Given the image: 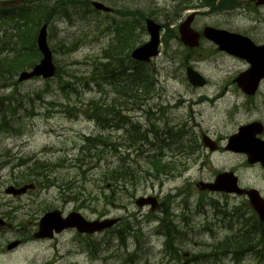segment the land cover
<instances>
[{
  "label": "rangeland",
  "instance_id": "1",
  "mask_svg": "<svg viewBox=\"0 0 264 264\" xmlns=\"http://www.w3.org/2000/svg\"><path fill=\"white\" fill-rule=\"evenodd\" d=\"M28 1L0 0V6L18 7ZM33 1V4L43 5L52 13L48 22V45L53 53L54 64L70 87L68 84L61 86L56 78L49 79L50 81L37 78L0 89V123L3 113L10 115L4 111L6 104L13 106L16 112L10 115L11 119L7 118L11 130L5 131L0 126V218L7 223L5 228L0 227V264H264L253 255L245 256L244 260L233 261V255L223 257L219 254V260H215L214 253L208 251L212 241L207 235L211 236L212 233L206 231H194L184 238L174 237L172 248L180 253L172 257L166 251L164 234L158 231V216L147 214V209H137L126 193L128 184V189L133 190L137 197L150 196L152 191H158L164 198L173 190H180L187 185L197 194L191 180L200 178L201 182H206L210 178L207 172L193 168L194 172L183 177H153L154 173L150 168L147 170L144 159L142 169H131L136 170V177L141 179L135 178L134 183L126 181V186L122 187L116 183H107L106 177L101 180L100 176L102 172L109 176L106 172L125 166L120 159L127 151L115 154L108 147L103 149L104 153L99 158L94 156L87 159L82 157L80 150L85 138L95 137L99 133L110 135V144L117 148V144H122L121 138L129 126H145L148 120L153 121L158 117L160 121L155 122L153 128L162 132L165 128H170L176 136L188 134L191 124L182 121L188 118L190 111L195 114L197 125H201L203 131L226 134V130L219 129L226 125L222 122L221 110L236 102L238 96L231 91L222 95L219 89L225 84V78L243 68L244 64L237 59L218 55L194 60L180 47H170L168 51L164 48L160 56L146 66L149 94H153V97L142 102L138 108L130 102L123 105V101L114 93L115 89L105 85L101 78L93 81L91 73L97 71L100 64L107 62L104 51L116 43L118 33L131 30L134 32L135 45L144 44L147 41L145 20L150 17L152 21L164 24L176 5L174 0H158L154 6L151 5V2L155 3L154 0H69L64 6L55 9L52 6L59 0ZM93 1L103 5L110 4L118 12L135 11L137 17L117 13L98 14L90 5ZM200 22L223 27L238 25L235 18L216 14L201 18ZM9 33L10 30H7L6 35ZM126 55L121 56L116 64L129 69L132 65ZM188 66L209 79L210 85L193 90L185 77V68ZM142 88L143 86L140 91ZM161 95L179 99L181 108L169 115L173 116L174 123L179 122L180 125H168L170 121L164 118L165 110L159 108L165 102ZM2 97L5 101L1 100ZM92 101L99 102L97 115L109 116L118 112L124 116L126 122L123 128L112 127L111 123H108L107 128L97 124L86 112ZM114 103L120 111L114 112L110 108ZM148 110L156 114L149 118ZM197 113L201 115L197 116ZM192 133L195 134V131ZM144 134L150 136V130L144 128ZM144 134L146 142L140 143V147L131 152L145 151L151 156L149 159H152L157 152L166 150L165 153L171 157L166 148L158 150L162 146L161 142H153L151 136L149 139ZM167 145L171 147V143ZM195 153L200 156L199 152ZM175 155L180 158V154ZM33 157L50 165H59L60 168L49 172H54L49 177L46 173L40 177L50 181L45 183L44 188H36L20 197L7 195L5 189L17 186L14 179L22 170L15 166L21 159ZM136 158L139 159V156ZM185 161L184 159V163ZM146 175L157 181H145ZM241 176H244L245 185L254 182V173L246 172ZM25 184L29 185L28 182ZM114 192L122 195L116 199ZM54 209L64 215L77 212L88 221L119 218L120 226L93 235L67 230L49 241L32 240L31 234L37 229L40 217ZM202 229L205 230L206 226L202 225ZM17 240L23 243L7 251L6 247ZM215 251L222 253L219 248ZM185 252L189 253L187 257L184 256Z\"/></svg>",
  "mask_w": 264,
  "mask_h": 264
},
{
  "label": "flooded vegetation",
  "instance_id": "2",
  "mask_svg": "<svg viewBox=\"0 0 264 264\" xmlns=\"http://www.w3.org/2000/svg\"><path fill=\"white\" fill-rule=\"evenodd\" d=\"M154 1L155 3L151 2L152 6L158 3V0ZM173 3L176 5L172 8V14L164 24H160L158 57L164 48H167L166 51H168L170 47L176 46L194 60L208 59L216 55L227 56L237 59L244 66L231 73V76L226 77L225 84L219 89L222 95L231 91L238 96L236 102L228 104V108L221 110L222 122L226 125L219 129L226 130L227 133L217 134L210 130L203 131L201 125L200 127L197 125L195 114L190 111L188 118L182 123L189 122L191 124L187 132L189 134L194 130L195 137L193 135L186 139L180 136L183 139L180 143L184 149L188 151L192 149L195 155H189L191 158L188 156L186 163L181 158L179 159L181 163H177L175 160L178 158L169 157L167 153L159 152V155L156 154L152 158L155 160V165L148 166L147 170L150 168L154 175L161 173L168 177L170 175L183 177L194 172L193 168H196L210 175V178H207L209 184L215 183L217 178L221 177V184L230 181L234 186L236 183L239 189L255 191L264 200V159H261L264 158V0H174ZM105 6L111 8V11H98L97 13H117L112 5L106 3ZM215 14L235 18L238 25L223 27L219 24L200 22L201 18H208ZM126 16H132L131 10L126 11ZM189 17L190 23L185 26ZM181 27H189V46L182 41ZM206 28L238 35L242 43L239 46V56L220 50L219 46L205 35ZM144 30L146 32L145 27ZM148 39L147 35V41ZM248 58L262 60L263 70L251 71L252 66ZM205 83L203 87H193L192 89H204L210 85V80L205 78ZM143 92L149 95L147 88H144ZM163 99L165 102L159 108L165 110L164 118L170 121L168 125L171 127L173 124L180 125L179 122L174 123L173 116L169 115L181 108L179 99L175 100L173 96H163ZM196 115L200 116L201 114L197 113ZM150 122L152 121L148 120V124L153 126L154 123ZM150 136L153 142L158 140L162 144L175 142V138L178 137L166 135L157 128L150 129ZM233 138L248 141L250 144L230 143V139ZM191 144H194L195 147ZM197 151L201 157L195 153ZM130 153L133 154V152ZM136 156H139V159ZM147 158H151L148 156V152H139V150L133 155L126 153L122 157L128 169H142L144 159L145 165L148 164ZM246 172L255 174L254 182L249 185H245L244 176H241ZM191 182L195 187L199 186L198 194H194L189 185L180 190H173L164 198L158 194V191L151 192L150 197H154V199L147 198L146 195L137 197L135 193L133 194V190L128 189V185L127 194L137 209L144 208L147 209V214L158 216V231L162 234H171L178 238L189 237L194 231H204L202 229V225H204L217 236L226 238L228 243L234 239L238 232L253 235L262 231L264 236V221L254 211L246 194L239 195L235 191H211L207 186H200V178L191 180ZM159 185L161 184L159 183ZM138 202L146 205L139 207ZM185 212L191 213L190 222L184 221L182 214ZM251 222H256V226L250 224ZM207 236L212 241L209 248L218 249V240L213 236ZM253 249L255 250L256 247L239 248L236 253L242 255L240 260H244L245 256H252Z\"/></svg>",
  "mask_w": 264,
  "mask_h": 264
},
{
  "label": "trees",
  "instance_id": "3",
  "mask_svg": "<svg viewBox=\"0 0 264 264\" xmlns=\"http://www.w3.org/2000/svg\"><path fill=\"white\" fill-rule=\"evenodd\" d=\"M68 1L69 0H59L55 2L52 9L64 6ZM33 2V0H29L27 4L21 5L15 9L8 7L3 8L0 6V31H2V35L0 36V89L18 85L16 81L17 75L20 72L33 67L40 58V54L35 44L36 32L42 20H47L46 15L49 14V10L43 5H34ZM7 30H10L9 35H6ZM135 41L134 32H129V35L124 34L123 32L118 33L116 43L109 46L104 52L105 54H103L106 57L105 59L107 62L105 64H100L97 71H92L90 78L95 82L98 78H101L105 85L115 89L114 93L118 96V99L123 101V105L130 102L134 107L138 108L142 102L147 101V99H145L147 96L139 93L140 87L148 80L147 69L144 65L132 63L130 59L129 61L132 66L129 69H125L121 64H116L128 49L133 48ZM55 78L59 81L61 86L68 84L64 82V78L62 77L59 68L56 70ZM97 85L98 83H96V86ZM67 86L70 87L69 84ZM1 100L5 101L3 97ZM97 103L99 102L92 101L91 106L86 108V112L93 117L97 124L101 127L107 128L109 127L108 123H111L112 127H116L117 129L123 128L126 120L124 116H121L117 112L120 111V109L116 103L112 104L110 108H112L114 112L116 111L117 114H110L109 116L103 114L97 115L98 108H100ZM4 111H7L10 115L16 113L15 108L10 104H6ZM10 115L3 113V117L1 118L0 126L5 131L11 130L12 128L7 120L8 117L11 119ZM95 116L96 118H94ZM107 117H109V120ZM131 127V129L128 128V130L125 131V135L120 141L122 144H117V148H113V144H110L112 142L111 137L108 134L104 135L99 133L95 137L85 138L80 147V150L82 151L81 153L83 154L82 157L92 159L96 156V158H99L104 153L103 149H108V147H111L109 148V151L112 153H116V151L120 149L135 148L138 144L136 141L141 140V137L136 139V133L138 132H134L133 128H138L137 126ZM167 133L168 132L166 131L165 134L167 135ZM181 141L180 137H176L175 142L171 141V145L180 146L182 143ZM165 147L167 148L169 145H165ZM151 165L152 167L155 165L154 159H152ZM15 167L22 169L20 174L14 179L17 181L16 184H25L27 182L31 184L34 183L37 189L44 188L46 186L45 183L50 182H48L47 179H41V176L43 177L46 173L49 177L54 173L50 174L49 172L60 168L59 165H50L40 159L36 160V157L21 159ZM106 173H109V176L102 172L100 176L101 180L106 177L108 181L107 183L113 185L116 183L122 187L126 186V181H134L138 174L137 171L127 169L125 166H118L111 172L109 171ZM160 174L161 173L156 176H159ZM140 179L141 178H137L136 180ZM65 184L69 185L67 182ZM164 237L166 239V251L171 254L172 257H175V255L180 252L179 250H176V248H172L174 237L171 235H164ZM227 241L228 240L226 239L224 242L218 244V248L224 251L223 257L230 253L233 254L231 250L259 246L255 257L264 263V236L262 231L253 235L244 233L242 236L241 233L238 232L231 242L228 243Z\"/></svg>",
  "mask_w": 264,
  "mask_h": 264
},
{
  "label": "water",
  "instance_id": "4",
  "mask_svg": "<svg viewBox=\"0 0 264 264\" xmlns=\"http://www.w3.org/2000/svg\"><path fill=\"white\" fill-rule=\"evenodd\" d=\"M92 7L98 11H109V9L103 6L100 3L93 2ZM190 17L186 20L185 26L189 25ZM147 32L150 36V41L143 46L135 49L131 53V57L133 60L149 63L152 57L157 55V45H158V32L160 30L159 26L154 24L151 20L146 21ZM189 27L180 28V33L182 35V41L186 45H190V37H189ZM205 35L212 39V41L219 46L220 50L227 51L229 54L234 56H239V46L242 44L240 41V37L238 35L228 34L224 31H218L212 28L205 29ZM36 44L38 51L41 54V60L37 63L29 72L24 71L18 77V82L28 81L34 78H42L44 80H48L54 77L56 72V66L53 63L52 53L47 44V25H43L36 39ZM250 64L252 66L251 71H262V63L263 61L260 59H249ZM186 76L189 83L192 86H203L204 81L200 75L194 72L191 68L186 69ZM256 78V77H254ZM258 79V78H256ZM230 143H242L243 145H249L250 143L245 140H238V138L230 139ZM244 151H247L244 149ZM249 153V152H248ZM264 159V158H261ZM32 185L23 186L21 188L9 187L6 190L7 194H11L13 196H20L31 188ZM208 189L211 191H226V192H234L241 195L246 194L249 199L251 206L254 211L258 213L260 219L264 221V201L258 196L255 191H244L238 189L236 183L234 186L232 183L226 182L225 184H221V177H218L215 183L208 186ZM139 206H142V202L137 203ZM115 220L110 219L107 220L106 224L102 225L99 222H88L84 220L79 213H71L66 218L62 217V214L59 212L51 211L43 215L38 224V232L33 235L35 239L43 240V239H52L54 234H60L66 229H76L79 233L83 234H94L101 232L106 228H110V226L114 223ZM4 223L0 219V226H3ZM112 227V226H111ZM19 242H13L8 245L7 249L12 250Z\"/></svg>",
  "mask_w": 264,
  "mask_h": 264
},
{
  "label": "bare ground",
  "instance_id": "5",
  "mask_svg": "<svg viewBox=\"0 0 264 264\" xmlns=\"http://www.w3.org/2000/svg\"><path fill=\"white\" fill-rule=\"evenodd\" d=\"M35 2V1H34ZM34 5H37V3H35ZM93 9V8H92ZM147 20H151V19H146L145 20V23H146V21ZM152 21V20H151ZM154 24H156V25H158V26H160V24H158V23H156L154 20L152 21ZM133 24H135V23H133ZM133 27V26H132ZM112 45V44H111ZM105 52V51H104ZM105 54V53H104ZM187 68V67H186ZM153 94H149V96H147L145 99H147V101H149L150 100V98H152L153 96H152ZM214 100H216V101H219L218 99H215L214 98ZM147 101H145V102H147ZM150 112L152 113V115H150ZM147 114H148V116H149V118H151L153 115H155L156 113L155 112H153L152 110H148L147 111ZM121 117V116H120ZM152 120V119H151ZM155 122H159V117L157 118V119H154L153 121H152V123H155ZM134 126H137V128L138 129H136V128H133L134 129V132L136 131V132H138V133H136V139L138 138V137H141V140H137L136 141V143H138L137 144V146H139V144L140 143H143V142H146V139H145V137L143 136V134H144V128H146V129H148V130H150L151 128H153L154 127V124H153V126L152 125H149V124H147V125H139V124H135ZM133 126V127H134ZM129 128L131 129L132 127L131 126H129ZM165 128V127H164ZM166 129V130H165ZM164 130H163V132L165 133L166 131L168 132L167 133V135H170V136H176L175 135V133L173 132V130L172 129H170V128H165ZM173 129H175V127H173ZM126 130H128V128L126 129ZM141 133V134H140ZM145 135V134H144ZM191 135V136H190ZM194 135V136H193ZM146 136V135H145ZM180 136H183L184 138H186V139H188V138H191L192 136L193 137H195V134H193L192 132H191V134H178V137H180ZM147 138H149L150 139V136H146ZM181 140L183 141V139L181 138ZM159 142H161V141H159ZM166 143V142H165ZM161 143L162 144V146H160L159 148H158V150H161V149H164V148H166L165 147V145H167L168 143H171V142H168V143ZM165 144V145H164ZM189 145H190V143H189ZM135 147V148H128V149H120V150H118V151H116V153L115 154H117V153H119V152H122V150H124V152L125 151H127L126 153H128V152H131V150H133V149H138V147ZM191 146H194V144H191ZM195 147V146H194ZM169 152H170V154H171V157H175V158H178L176 155H175V153H177L179 156H180V158H181V156H183V159H181L183 162H184V159L187 161V158H188V156L189 155H191V156H193V155H195L194 154V152H193V150L191 149L190 151H188V150H186V149H184L182 146H177V148H176V145H171V147H167L166 148ZM197 150V149H196ZM136 151H138V150H135L133 153H136ZM123 152V153H124ZM165 152H167L166 150H164L162 153H165ZM198 152V151H197ZM157 154H159V152H157ZM190 157V156H189ZM199 157H201V156H199ZM180 158H178L177 160H175V161H177V163H181L180 161L181 160H179ZM191 158V157H190ZM147 160H148V164H147V166H151L152 167V165H151V162H152V159H149V158H147ZM192 160V159H191ZM120 161L123 163V159H120ZM185 161V162H186ZM133 171H136V170H133ZM147 177H144V180L145 181H147V180H156L155 178L154 179H151V177H150V175H146ZM159 176H161V174L159 175ZM159 176H157V177H159ZM163 176V175H162ZM165 176V175H164ZM168 176V175H167ZM166 176V177H167ZM153 177H156V175H154ZM133 182V181H132ZM131 182V183H132ZM201 185L200 186H209V185H211V184H209V183H207V181L206 182H201L200 183ZM29 185H31V183H29ZM29 185H26V184H24L23 186H29ZM199 186H197V187H195L194 186V188H195V191L197 192V194H198V191H197V188H198ZM9 188V187H8ZM7 188V189H8ZM34 189H36V186H31V188H28V190L29 191H33ZM11 195V194H10ZM148 195H150V194H148ZM14 197H17V196H14ZM143 197V196H142ZM147 198H152V199H154V197H150V196H146ZM57 212H59L60 214H62L60 211H58V210H56ZM45 213H47V212H45ZM81 215V214H80ZM81 217L84 219V220H86V221H88L87 219H85L82 215H81ZM183 218H184V221H186V222H190V220L192 219V215H191V213H189V212H186L184 215H183ZM107 220H110V219H105V220H94V221H88V222H95V221H97V222H99V224H102V225H104V224H106V222H107ZM113 220H115L116 222H115V224L113 223L111 226H110V228H106V229H104V230H102L101 232H103V231H108V230H111V229H113V228H115V227H117V226H120V219L119 218H115V219H113ZM250 224H252L253 226H256V222H251ZM204 231H206V232H210V233H212V235L211 236H213V237H215L217 240H218V244L219 243H222V242H224L225 240H226V238H224V237H222V236H217L210 228H208L207 226H206V229L204 230ZM242 232H241V236H242ZM235 235V234H234ZM31 238H32V240H35V241H39V240H37V239H35V238H33V236L31 235ZM166 248V247H165ZM208 251H211V252H213L214 253V256H215V260H219V258H218V255L219 254H224V251L222 250V253H217L214 249H209ZM232 252H233V254H237L234 250H231ZM180 252V251H179ZM188 252H185L184 253V256L185 257H187L188 256ZM231 254V253H230ZM229 254V255H230Z\"/></svg>",
  "mask_w": 264,
  "mask_h": 264
}]
</instances>
